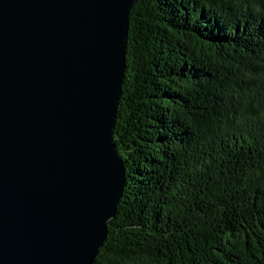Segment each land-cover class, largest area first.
I'll return each mask as SVG.
<instances>
[{
    "label": "trees",
    "instance_id": "trees-1",
    "mask_svg": "<svg viewBox=\"0 0 264 264\" xmlns=\"http://www.w3.org/2000/svg\"><path fill=\"white\" fill-rule=\"evenodd\" d=\"M93 264H264V0H136Z\"/></svg>",
    "mask_w": 264,
    "mask_h": 264
},
{
    "label": "water",
    "instance_id": "water-1",
    "mask_svg": "<svg viewBox=\"0 0 264 264\" xmlns=\"http://www.w3.org/2000/svg\"><path fill=\"white\" fill-rule=\"evenodd\" d=\"M136 0H0V264H93L126 182Z\"/></svg>",
    "mask_w": 264,
    "mask_h": 264
}]
</instances>
